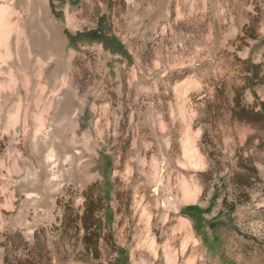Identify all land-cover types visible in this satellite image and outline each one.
<instances>
[{"label": "rangeland", "instance_id": "rangeland-1", "mask_svg": "<svg viewBox=\"0 0 264 264\" xmlns=\"http://www.w3.org/2000/svg\"><path fill=\"white\" fill-rule=\"evenodd\" d=\"M237 97L264 102V0H0V264H264Z\"/></svg>", "mask_w": 264, "mask_h": 264}, {"label": "trees", "instance_id": "trees-1", "mask_svg": "<svg viewBox=\"0 0 264 264\" xmlns=\"http://www.w3.org/2000/svg\"><path fill=\"white\" fill-rule=\"evenodd\" d=\"M237 102H236V108H238L237 109L238 110L237 113H238V115H240L241 119L248 120L252 124H254L255 122L256 123H261V128L264 129V102H262L258 106H256L258 108L240 106L238 97H237ZM93 219H94V215H93L92 212L87 213V214L85 213L80 218V220L83 222L84 229H85L84 230L85 231L84 239L86 241H84L83 244H84V247L87 250L93 249V251L98 256L100 250H99V247H98L99 237L97 235V231H96V229H92V227L87 225L88 220L92 221ZM94 239H95V241H94Z\"/></svg>", "mask_w": 264, "mask_h": 264}]
</instances>
